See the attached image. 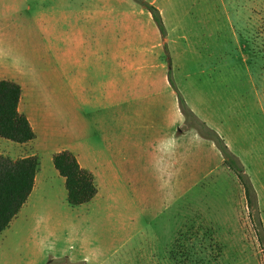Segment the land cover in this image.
<instances>
[{
    "label": "rangeland",
    "instance_id": "obj_1",
    "mask_svg": "<svg viewBox=\"0 0 264 264\" xmlns=\"http://www.w3.org/2000/svg\"><path fill=\"white\" fill-rule=\"evenodd\" d=\"M0 79L37 136L0 153L40 161L0 264H264L244 185L195 124L239 158L263 221L264 0H0ZM63 150L95 176L88 203H68Z\"/></svg>",
    "mask_w": 264,
    "mask_h": 264
},
{
    "label": "trees",
    "instance_id": "obj_2",
    "mask_svg": "<svg viewBox=\"0 0 264 264\" xmlns=\"http://www.w3.org/2000/svg\"><path fill=\"white\" fill-rule=\"evenodd\" d=\"M146 8L152 14L161 33L165 35L166 28L160 10L150 3H146ZM168 79L174 86L171 75ZM22 92L19 83L0 79V137L24 144L34 140L36 133L29 118L20 111ZM179 101L181 110L185 114L195 116L181 94H179ZM195 124L205 136L216 142L225 163L238 173L249 200L253 223L264 241L263 221L258 211L256 192L244 172L242 163L218 132L200 119H195ZM53 162L56 170L65 178L67 200L71 206L88 203L97 195L98 186L93 172L82 167L72 151L63 150L56 153L53 156ZM39 167L40 161L37 155L13 159L0 153V234L10 226L28 201L35 187Z\"/></svg>",
    "mask_w": 264,
    "mask_h": 264
},
{
    "label": "crops",
    "instance_id": "obj_3",
    "mask_svg": "<svg viewBox=\"0 0 264 264\" xmlns=\"http://www.w3.org/2000/svg\"><path fill=\"white\" fill-rule=\"evenodd\" d=\"M21 102H22V98H21ZM21 102H20V111L22 112V113H24L23 112V110H22V108H21ZM25 114V113H24ZM27 117H29L27 114H25ZM29 120H30V123H31V125H32V127H33V129H35L34 128V125H33V123H32V121H31V118L29 117ZM37 137V136H36ZM36 139V138H35ZM33 141V140H32ZM17 143V142H16ZM18 144H20L19 146H24V145H29V144H31V141L30 142H28V143H24V144H21V143H18ZM29 155H36V154H34V151L32 150V152L30 153V154H28V155H26V156H29ZM26 156H22L21 158H23V157H26ZM19 159V158H18ZM83 167V166H82ZM91 171V170H90ZM38 174V173H37ZM37 183H38V176H36V183H35V187H34V190H33V192H32V194L34 193V191H35V188H36V186H37ZM31 194V195H32ZM31 195H30V197H31ZM264 221V220H263Z\"/></svg>",
    "mask_w": 264,
    "mask_h": 264
}]
</instances>
